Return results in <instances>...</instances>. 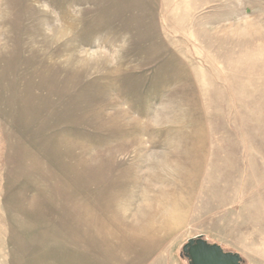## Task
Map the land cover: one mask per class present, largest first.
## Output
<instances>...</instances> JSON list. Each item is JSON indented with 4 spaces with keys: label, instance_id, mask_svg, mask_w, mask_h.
Listing matches in <instances>:
<instances>
[{
    "label": "rangeland",
    "instance_id": "obj_1",
    "mask_svg": "<svg viewBox=\"0 0 264 264\" xmlns=\"http://www.w3.org/2000/svg\"><path fill=\"white\" fill-rule=\"evenodd\" d=\"M7 226L29 264H264V0H0Z\"/></svg>",
    "mask_w": 264,
    "mask_h": 264
},
{
    "label": "crops",
    "instance_id": "obj_2",
    "mask_svg": "<svg viewBox=\"0 0 264 264\" xmlns=\"http://www.w3.org/2000/svg\"><path fill=\"white\" fill-rule=\"evenodd\" d=\"M37 227V230L40 229L39 226H31L28 227L26 230V234L24 231V226H7L5 228L7 234L6 238H0V246H5L4 243H6V250H0V264H29L28 260H25V251L24 248L28 247L29 249L37 248L42 246V240L37 241L35 235V231ZM29 232V233H28ZM55 244L52 245L54 248ZM50 252L53 253L54 249L48 250L47 253ZM32 264H36L34 261ZM39 262V261H38ZM52 264H54L52 262Z\"/></svg>",
    "mask_w": 264,
    "mask_h": 264
},
{
    "label": "water",
    "instance_id": "obj_3",
    "mask_svg": "<svg viewBox=\"0 0 264 264\" xmlns=\"http://www.w3.org/2000/svg\"><path fill=\"white\" fill-rule=\"evenodd\" d=\"M188 264H241L238 253L224 251L218 244L209 243L201 236L189 238L181 248Z\"/></svg>",
    "mask_w": 264,
    "mask_h": 264
}]
</instances>
